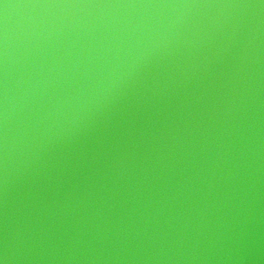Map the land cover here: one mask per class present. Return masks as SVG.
<instances>
[{
  "label": "water",
  "instance_id": "water-1",
  "mask_svg": "<svg viewBox=\"0 0 264 264\" xmlns=\"http://www.w3.org/2000/svg\"><path fill=\"white\" fill-rule=\"evenodd\" d=\"M0 264H264V0H0Z\"/></svg>",
  "mask_w": 264,
  "mask_h": 264
}]
</instances>
